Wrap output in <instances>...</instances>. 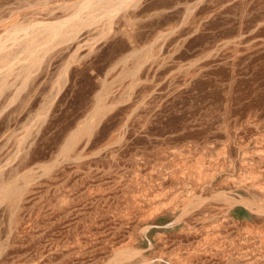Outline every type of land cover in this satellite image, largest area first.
I'll return each mask as SVG.
<instances>
[{"label":"rangeland","instance_id":"obj_1","mask_svg":"<svg viewBox=\"0 0 264 264\" xmlns=\"http://www.w3.org/2000/svg\"><path fill=\"white\" fill-rule=\"evenodd\" d=\"M88 1L0 0V264H264V0Z\"/></svg>","mask_w":264,"mask_h":264},{"label":"bare ground","instance_id":"obj_2","mask_svg":"<svg viewBox=\"0 0 264 264\" xmlns=\"http://www.w3.org/2000/svg\"><path fill=\"white\" fill-rule=\"evenodd\" d=\"M92 0H89L88 1V3H90ZM81 18V17H80ZM77 19H78V17H77ZM28 30V29H27ZM39 31V30H38ZM28 32V31H27ZM29 33V32H28ZM30 33H31V31H30ZM33 33V32H32ZM30 35V34H29ZM31 35H33V34H31Z\"/></svg>","mask_w":264,"mask_h":264}]
</instances>
